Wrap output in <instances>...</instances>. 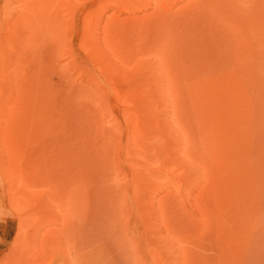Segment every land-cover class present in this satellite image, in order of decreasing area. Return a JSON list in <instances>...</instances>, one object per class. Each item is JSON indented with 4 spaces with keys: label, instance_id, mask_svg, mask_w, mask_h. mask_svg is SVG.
Masks as SVG:
<instances>
[{
    "label": "rangeland",
    "instance_id": "rangeland-1",
    "mask_svg": "<svg viewBox=\"0 0 264 264\" xmlns=\"http://www.w3.org/2000/svg\"><path fill=\"white\" fill-rule=\"evenodd\" d=\"M0 264H264V0H0Z\"/></svg>",
    "mask_w": 264,
    "mask_h": 264
}]
</instances>
